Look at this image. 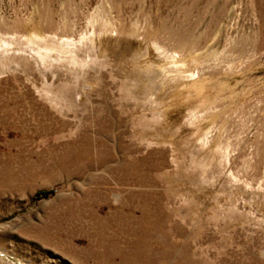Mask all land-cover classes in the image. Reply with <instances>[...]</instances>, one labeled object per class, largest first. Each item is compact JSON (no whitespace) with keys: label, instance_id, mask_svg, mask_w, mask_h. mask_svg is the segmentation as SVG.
I'll return each instance as SVG.
<instances>
[{"label":"rangeland","instance_id":"rangeland-1","mask_svg":"<svg viewBox=\"0 0 264 264\" xmlns=\"http://www.w3.org/2000/svg\"><path fill=\"white\" fill-rule=\"evenodd\" d=\"M0 264H264V0H0Z\"/></svg>","mask_w":264,"mask_h":264}]
</instances>
